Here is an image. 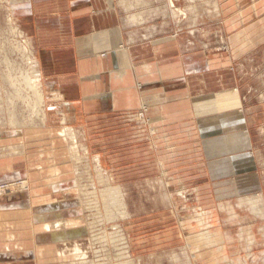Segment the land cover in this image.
<instances>
[{"label": "crops", "instance_id": "obj_1", "mask_svg": "<svg viewBox=\"0 0 264 264\" xmlns=\"http://www.w3.org/2000/svg\"><path fill=\"white\" fill-rule=\"evenodd\" d=\"M174 1L186 18H176L171 0H16L15 7L16 20L31 42L47 95L52 91L64 96L65 106L72 110L74 119L71 120L85 130L82 135L89 148L88 137L101 146L112 140L114 144L125 145L128 135L135 136L129 142L130 159L132 163L138 162L139 148L143 144L139 143L138 125H128L121 116L135 114L144 104L149 105L145 129H150V134L152 130L157 137L149 141L152 151L147 161L155 164L152 172L157 171L164 181V193L172 192L171 182L185 187L187 162L197 163L195 176L212 180L243 177L245 170L248 171L251 159L248 151L252 148L250 127L243 110L242 93L235 88L237 79L232 67L248 57L256 48L255 44L260 45V35L264 34V15L255 13L254 26L249 17L250 4L263 8L264 0L261 5L256 0ZM189 6L197 9L189 10ZM252 34L259 38L258 43H252ZM92 123L97 134L93 133ZM79 127L75 128L82 131ZM49 130L57 131L53 127ZM48 136L54 139L53 147L57 142L64 146V141H56L58 137L54 134ZM5 137L13 138V134L10 137L6 134L3 139ZM20 138L17 145L23 141L26 145L25 136ZM53 150L47 153V158L61 171L60 178L65 184L62 186H66L68 181L73 182L69 157L63 147ZM191 150L195 155L188 153ZM41 153L37 160L45 168L46 154ZM24 154L26 156V152L19 156ZM96 157L107 162L106 154ZM61 159L66 160V164L61 166ZM118 161L115 158L112 162ZM8 164L1 163L0 169ZM36 166L27 167L26 177L42 179L44 173L37 172ZM63 166L65 170L60 168ZM157 182L160 186L161 181ZM200 186L199 182L192 192L201 201L204 190ZM44 187L47 190L46 183ZM47 193L41 197L49 198L53 194L49 190ZM5 202L17 201L2 198L0 206ZM19 202L23 215L19 212L16 216H25L28 221L30 213L24 207L30 205L29 199L26 203ZM45 203L41 204L49 205L52 211H62L58 205L52 207L50 199ZM203 205L196 204L206 210ZM227 207L236 209L232 204ZM207 214L206 220H210L218 212ZM6 224L11 226L15 222ZM27 231L21 228L17 232ZM6 233H0L2 243ZM18 238L26 241L24 251L10 249L15 255L9 257L0 253V264L46 261L25 258L26 248H30L33 240L27 235ZM46 252L49 259L57 255L55 251Z\"/></svg>", "mask_w": 264, "mask_h": 264}, {"label": "rangeland", "instance_id": "obj_2", "mask_svg": "<svg viewBox=\"0 0 264 264\" xmlns=\"http://www.w3.org/2000/svg\"><path fill=\"white\" fill-rule=\"evenodd\" d=\"M9 1L11 0H0V72H6L4 58L7 55L13 62L17 63V71H15L13 75L16 77H27V75L31 73L30 66L27 64V57L24 58L21 54L16 53L17 51L12 53V50L17 48L18 42H21V40L15 39V36L9 31V24L7 22L9 12L7 2ZM256 1L260 3L263 0ZM191 2H194V0ZM173 4L171 9L176 14V18H186L187 15L184 16L180 13L182 9L177 8L175 1ZM261 4L262 3H260V5ZM192 5L194 6V3ZM254 5L253 3L250 4L252 13L249 17L250 21H252V26H254L255 20L257 19L255 15L256 12L259 15H264V7L262 8V6L258 5L257 8H254ZM195 9L197 8L189 6V10L194 11ZM19 28H21L20 25ZM260 37H262L260 45L255 44L256 48L251 50L250 55L236 62L234 67H232V71L237 79L235 88L242 93L241 101L244 104L243 110L247 115V121L250 127L249 134L252 141V148L248 151L251 158L249 169L248 171L247 169L245 170V175L243 177L228 176L212 180L206 176H195V174L198 173L197 167H195L197 163L187 162L186 168L188 169V176L185 178V187L182 183L179 186L178 183L171 182V186L174 185V187L171 188L172 192L164 193V190H162L165 187L164 181L162 178H159L160 176L157 175V171L152 172V168L155 164L147 161L148 153L152 151L149 141H152L153 137H157L156 133L150 134V129L149 131L145 129V127H148V124L145 125V123L136 118L146 114L144 108H140L135 114L130 113L121 116L128 125H138L139 143H143L139 148L141 153L138 162L132 163L130 159L132 147L129 142L132 136L130 137V135H128L127 138L129 140L125 145L121 143L114 144L112 143L113 137H109L112 141L108 145L104 144L101 146L97 145V140H92V138L90 141L88 137L87 140L90 144L91 159L84 163L87 169L83 167L84 165L80 166V172H83L85 169L86 174L79 178L84 188V196L81 195L83 202L94 205L92 202L94 201L93 199L100 200V216L101 218L102 216L106 218V211L101 199L106 188L100 185L95 167L101 166L104 173L113 179V185L123 186L128 196L127 200L130 215L125 217L119 213V208L113 207V211L116 213V217L114 216L115 219L110 222L104 220L106 222L104 225L101 221L102 225L98 229L101 230L100 233L108 237L120 232L126 239V247L129 248L127 252H130L128 255L132 257L131 261L134 262L133 264H195L194 255L196 250L193 249L192 242H190L191 239L205 232L214 233L217 231L221 232L223 235L224 241L222 243L224 244L222 248L215 251L214 254L208 252L201 264H264V212L255 211L258 214L254 215V212L250 211L249 201H245V205L242 203V201L249 198H263L262 200L264 202V34H261ZM251 41L252 43H258L259 38H255V35L252 34ZM41 83L43 85L42 89L45 102L44 120L41 113H39L38 116L34 114L30 104L26 105V102L17 101L15 108L18 110L19 122L22 123L12 127L8 123L10 115V107L7 106L8 99L5 95L0 98L2 108H4V110L0 112V136L2 133L10 137L14 130L20 129L21 133H23V137L25 136L26 138V156H18L14 160L10 158L12 159L11 161H13L11 167H1L0 187L7 186V184H18V182L20 183L27 179L25 173L28 168L26 167L31 165L36 166L35 164H37L35 169L37 172H40V166H43L42 162L37 160V158L38 155H42L41 152L44 151V154H46V159L44 160L45 171L40 172L44 173L42 176L43 179H41L40 176L35 179L33 178L32 182H34V184H32V187L37 186V190L43 188L42 192H40L42 195L47 196L49 193H47L48 190H46L44 186L48 171L51 169L49 166L52 164H50L47 158V153H52V151H54L53 148L59 150L62 147L64 152L67 153L68 148L65 142L63 144L64 146L61 145L62 147L58 142L56 143L57 145L53 147L51 141L54 142V139L48 136L52 131L49 130L50 127H53L57 131L62 129V125L59 122L58 110L61 109V107L58 106L60 103L64 105L65 101L62 100L61 102H57L54 100V97H51L52 91L48 92L49 95H47L42 78ZM20 86H22L25 99L32 102L30 101L33 98L31 90L23 83ZM7 93L13 94L11 89H7ZM64 111L68 119H74L70 107L67 108L65 106ZM54 121L57 122L56 125L55 123H51ZM94 125L95 124L92 123L91 127L94 128L93 133L97 134L98 132L95 131L96 126L93 127ZM77 126L79 127V125L75 123V120H72L69 127L74 128ZM79 128L82 131L78 130V132L82 136V132H85V130L81 127ZM39 135L40 137H38ZM124 138L126 137L123 136V139ZM132 138H135V136ZM58 139L55 140L57 141ZM59 140L63 141L62 139ZM12 143L17 145L18 139L6 137L3 139V137H1L0 150L4 148L2 147L3 145L7 146ZM148 150L150 151L148 152ZM59 152L64 153L61 151ZM60 153L59 157L61 156ZM100 153L106 154L107 162L103 163L104 160L101 162V160L96 157ZM188 153H193L191 155H195L192 150ZM62 155L64 156V154ZM115 158L119 159L117 163L112 162ZM61 161L62 162L59 163L60 165L65 164L66 160L64 161L61 159ZM1 163H5V160L0 158V164ZM52 166V168H55L53 164ZM60 168L63 170L66 169L65 166ZM70 168L73 170L71 163ZM33 169L34 168H32V170ZM32 172L35 173L34 171ZM36 180L38 181L36 182ZM158 180L161 181L159 182L160 186L157 182ZM74 181L75 179L73 182ZM68 182L71 183V181ZM199 182L201 184L200 188L202 187L204 190L201 192V201L200 199L198 200L196 194H194L196 196L195 199L189 200L187 198V193L193 191L195 189L194 186H198ZM14 194H17V192ZM95 196H97L98 199L94 198ZM77 203L75 202V205L78 207L79 204ZM199 203L204 204L203 206L206 210H203L200 206H196V204L199 205ZM229 204H232V206L236 208L235 212L237 215L231 216L233 213H231L230 210L233 208L227 207ZM20 205V202L17 201L14 203H5L3 207L0 206V225L2 222L10 224H14L15 222L16 224V219L18 218L16 215L22 211ZM221 205L225 206L221 208ZM70 207L74 208V206ZM209 208L212 210H207ZM214 208L216 209L214 210ZM95 211L93 213H86L85 216H92L91 220H93L95 219L93 215H97ZM210 211L218 212V214L215 218L206 220L208 218L207 213ZM30 224V221H25V225L21 228H26L28 230L27 233H30L33 228ZM85 227L87 226L85 225L84 228ZM6 230L0 226V233H5ZM107 241L108 245L106 250H108L109 257L111 258L110 262L114 264L122 263V260L117 262L119 260V252L114 245L109 244L111 239L108 238ZM83 244H85V246L88 244L86 247H89V255L90 258L93 259L90 239L86 238ZM234 248H237V250ZM98 249L99 247H97V250ZM27 252L28 254L32 253V251ZM30 257H32L31 260L35 258L34 256ZM72 259L73 258H70L71 261ZM101 259L103 258L99 260ZM45 260L46 261L42 263H36V261L35 263H64L61 261H54L55 256L53 259H49L48 256L46 257L45 255Z\"/></svg>", "mask_w": 264, "mask_h": 264}, {"label": "bare ground", "instance_id": "obj_3", "mask_svg": "<svg viewBox=\"0 0 264 264\" xmlns=\"http://www.w3.org/2000/svg\"><path fill=\"white\" fill-rule=\"evenodd\" d=\"M17 3L18 2H16L15 0L7 2V6L9 7L7 19L10 29L9 31L12 32V34L15 36V39L21 40V42H18L19 44L17 48L12 50V53H15L17 51L16 53L21 54L24 58L27 57V64L30 66L31 73H29L27 77H16L15 75H13V73L17 71V63L13 62L7 55L4 58V65L6 66L7 73L0 72V98L4 97L5 95L8 99L7 106L10 107L8 123L12 127L20 125L22 123L19 122L18 110H16L15 108L17 101H22L23 103L26 102V105L30 104L31 110L34 112V114L38 116L39 113H41V115L43 116V120L45 119V102L39 65L35 58V53L30 40L26 36L25 32L21 28H19V25L17 24L15 15V7ZM171 4L172 6L174 5L172 0ZM180 13L182 14V12ZM22 83L25 84L33 93V98L30 100L32 102H29V100L25 99V96L22 92V86H20ZM7 89H11L13 94L7 93ZM51 97H54V100H56L57 102H61L64 98L63 95L56 94L55 92L51 93ZM108 99L109 97H106V100ZM64 105L60 103L58 106L61 107V109L58 110L60 120L59 122L62 125V129L59 131H51L50 133L51 135L54 134L56 137H59V139H62L67 145V155L70 158V163L73 166V180L75 179V181L66 184V186H62L64 183H62V178H60L61 171L57 167L51 168L48 171L47 179L45 178L47 181V190L53 193H50L51 195L49 196V198L41 197L43 195L40 192L35 191L36 188L32 187L33 182L30 176H28L27 179L23 180L20 183L18 182V184H10L8 182L10 185L7 184V186L0 187V199L9 198L16 201L22 200L24 203H26V201H28L29 199L30 205L28 207L27 205H25L24 208L25 210L27 209L26 211L28 213H30V216L27 220L30 221L31 226L33 227L30 232L31 235L29 234V232H17L25 223V219L22 216L19 217V222L11 227L10 225L7 226L5 222H2V227L4 228V230L7 229L5 231L7 233L4 238L5 240H2L3 243L0 241V253L3 257H9L15 255V251H11L10 249L15 248L20 252L22 250L24 251L26 241H24L25 239L21 240V238L19 239L18 237H23L27 235L31 236V239L33 241L31 244H29L30 248H26V251H32V253H30V255H25V258L34 256L44 261L45 255L47 254L46 251H50L52 253H57L54 261L64 262L59 264H114L113 262H110L111 258L109 257L108 250H106V247L108 245L107 239L109 238L111 239V242L109 244L114 245L119 252V260L117 262L122 260L123 262L119 264H133L134 262L131 261L132 257L128 255L130 254V252H127L129 248L126 247L125 237L120 232H117L114 235L108 237L107 235H103L102 233H100L101 230L98 229L99 227H101L102 222L104 225L106 222H110L111 220L115 219L116 213L113 211V207L119 208V213L125 217L127 215H130L126 190L121 185H113V179L109 177V175L107 176V174L104 173V171L101 169V166L95 167L100 185L106 188L101 198L106 211V218L105 216H102V219L100 216V200L93 199L94 201L92 202L94 203V205L88 202H83V198L81 195L84 196V188L79 178L86 174L85 169L87 168H85L84 163L91 159V151L86 141L84 140V136H81L75 127H69L71 125L72 120L68 119V117L66 116L64 111ZM143 108L146 114H143V116L141 115L136 118L145 123L146 125L149 121L147 117L149 105L144 104ZM3 110L4 108H2V104L0 102V112H2ZM153 133L155 132L151 130V134ZM12 134L13 138L17 136L18 138L16 137V139H19L21 137L20 140H22L23 133H21L20 129L14 130ZM3 135L5 134L1 133L0 138L4 137ZM24 143L25 142L23 141V143H21L20 145H14L13 143L7 146L3 145L2 147L4 148L0 150V158L7 159V157L11 158L10 156L21 155L25 152L26 149ZM11 160L12 159L5 160V164H8L9 162L7 167H11L13 163V161ZM82 165H84L83 167L85 169L83 170V172H80V166ZM40 168V172L45 171L44 167L40 166ZM62 188H64L65 190H63ZM15 192H17V194H14ZM187 195V198L189 200H193L196 198L194 192L192 191L187 193ZM39 197L40 200L37 201L36 199H38ZM32 198L36 199L32 201ZM45 198L50 199V201L52 202L50 205H52V207L53 205H58V207H60V210L62 211L55 212L51 210L49 205L41 204L43 202L45 203ZM94 198L98 199L97 196H95ZM262 199L249 198L247 200L242 201V203L243 205H245V201H249L250 211L254 212L255 215L258 214L256 213L257 211H261L262 213L264 212V202ZM75 202H78V207L77 205H75ZM35 204H38L36 206V209L34 207ZM69 206H74V208H71ZM94 211L97 212V215H93L95 219L91 220L92 216H85L86 213H93ZM22 212H20L19 214H22ZM230 212L234 214H231V216L237 215L234 209H231ZM104 220H106V222ZM85 225L87 227L84 228ZM8 227L11 229H9ZM86 238H89L91 241L90 247L91 252L93 254V259L90 258L89 247H86L88 246V244H86V246L85 244H83ZM223 241L224 237L221 232L218 231L214 233L205 232L196 237H193L190 242H192L193 249L196 250L194 255L195 264H201L203 259L205 258V255L208 254V252L214 254L215 251L220 250L222 248V245L224 244L222 243ZM97 247H99L98 250ZM70 258H73L72 261L70 260ZM100 258L103 259L99 260ZM26 264H29V262Z\"/></svg>", "mask_w": 264, "mask_h": 264}]
</instances>
